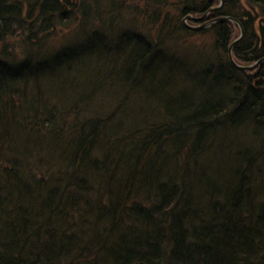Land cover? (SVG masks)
<instances>
[{
	"label": "trees",
	"instance_id": "trees-1",
	"mask_svg": "<svg viewBox=\"0 0 264 264\" xmlns=\"http://www.w3.org/2000/svg\"><path fill=\"white\" fill-rule=\"evenodd\" d=\"M220 2L0 0V264H264V61L214 21L250 65L264 0Z\"/></svg>",
	"mask_w": 264,
	"mask_h": 264
},
{
	"label": "water",
	"instance_id": "water-1",
	"mask_svg": "<svg viewBox=\"0 0 264 264\" xmlns=\"http://www.w3.org/2000/svg\"><path fill=\"white\" fill-rule=\"evenodd\" d=\"M223 2H224V0H221L220 5L217 6V7H220V6L223 4ZM217 7H216V8H217ZM210 10H212V9H209L206 13H204V14L201 15V16L187 15L186 17H184L183 21H184L185 25H187L189 28H192V29H199V28H203V27H205V26H207V25L212 24L214 21H218V20H222V19H230V20H234L236 23H238L241 32H240L239 37H238L237 39H235V40L232 42V44L230 45V47H229V50H228V56H229L230 60L234 63V65H236V66H237L238 68H240V69H252V68L256 67L258 64H260L261 62L264 61V57H262L261 59L257 60L256 62H254V63H252V64H250V65H239V64H237V63L234 61V59H233V57H232V54H231V48H232V46L234 45V43H235L236 41H238V40L242 37V35H243V27H242L240 21L237 20V19H235L234 17L223 16V17H220V18H218V19H215L214 21H213V20H211V21H205L204 23H200V24H197V25H191V24L187 23V20H188V19H192L193 21H198V22L205 20V18H206V16H207L208 12H209ZM1 29H2V28H1V23H0V34H1ZM139 264H144V263H143V262H140Z\"/></svg>",
	"mask_w": 264,
	"mask_h": 264
},
{
	"label": "rangeland",
	"instance_id": "rangeland-1",
	"mask_svg": "<svg viewBox=\"0 0 264 264\" xmlns=\"http://www.w3.org/2000/svg\"><path fill=\"white\" fill-rule=\"evenodd\" d=\"M219 5H220V3H219L218 5H216V7L219 6ZM188 20H189V19H188ZM188 20H187V21H188ZM205 21H209L208 18H207V16H206L205 20L200 21V22L195 21L194 23H196V25H197V24H200V23H204ZM187 23H188V22H187ZM189 24H190V23H189ZM191 25H192V24H191ZM207 26H208V25H207ZM139 263H140V262H139ZM139 263H136V264H139Z\"/></svg>",
	"mask_w": 264,
	"mask_h": 264
}]
</instances>
